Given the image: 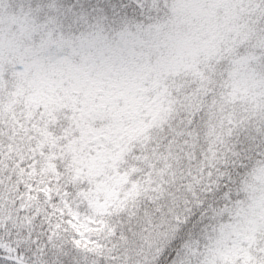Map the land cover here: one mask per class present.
Here are the masks:
<instances>
[{"label": "snow or ice", "instance_id": "6c2138e0", "mask_svg": "<svg viewBox=\"0 0 264 264\" xmlns=\"http://www.w3.org/2000/svg\"><path fill=\"white\" fill-rule=\"evenodd\" d=\"M0 264H264V0H0Z\"/></svg>", "mask_w": 264, "mask_h": 264}]
</instances>
